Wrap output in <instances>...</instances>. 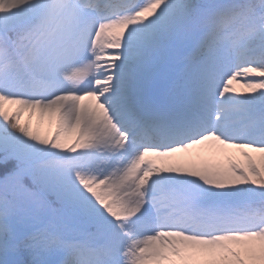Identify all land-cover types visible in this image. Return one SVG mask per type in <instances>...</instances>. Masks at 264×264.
I'll use <instances>...</instances> for the list:
<instances>
[{
    "label": "snow or ice",
    "instance_id": "6c2138e0",
    "mask_svg": "<svg viewBox=\"0 0 264 264\" xmlns=\"http://www.w3.org/2000/svg\"><path fill=\"white\" fill-rule=\"evenodd\" d=\"M0 264H264V0H0Z\"/></svg>",
    "mask_w": 264,
    "mask_h": 264
},
{
    "label": "rangeland",
    "instance_id": "374dc122",
    "mask_svg": "<svg viewBox=\"0 0 264 264\" xmlns=\"http://www.w3.org/2000/svg\"><path fill=\"white\" fill-rule=\"evenodd\" d=\"M231 87L234 88L237 93H245L247 91V89L243 86L242 82H233ZM47 130H48L47 124H45V131ZM191 151L192 153L203 152L205 154V157H206L205 160L195 161L197 164L207 163L209 165H219L222 167L227 166V159L224 156H213L210 153H208L207 150L204 149L203 147L193 149ZM225 152L228 155H231L237 161H240L241 158L239 156L238 150L227 149L225 150ZM172 161L176 163H187L188 162L187 154H177L176 156L172 158Z\"/></svg>",
    "mask_w": 264,
    "mask_h": 264
},
{
    "label": "trees",
    "instance_id": "16d2710c",
    "mask_svg": "<svg viewBox=\"0 0 264 264\" xmlns=\"http://www.w3.org/2000/svg\"><path fill=\"white\" fill-rule=\"evenodd\" d=\"M27 116H28V114L25 113L23 119H27ZM32 122H33V125L35 126V124L37 123L36 117H33V118H32Z\"/></svg>",
    "mask_w": 264,
    "mask_h": 264
}]
</instances>
